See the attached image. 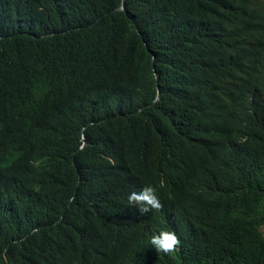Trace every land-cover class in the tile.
I'll return each instance as SVG.
<instances>
[{"label": "trees", "instance_id": "obj_1", "mask_svg": "<svg viewBox=\"0 0 264 264\" xmlns=\"http://www.w3.org/2000/svg\"><path fill=\"white\" fill-rule=\"evenodd\" d=\"M263 9L0 0V264H264Z\"/></svg>", "mask_w": 264, "mask_h": 264}, {"label": "clouds", "instance_id": "obj_2", "mask_svg": "<svg viewBox=\"0 0 264 264\" xmlns=\"http://www.w3.org/2000/svg\"><path fill=\"white\" fill-rule=\"evenodd\" d=\"M262 5L263 4H260L258 7H263ZM225 83L232 88L235 86V81L232 78L226 77ZM128 203L138 207L142 215L152 210L160 211L163 208V204L156 195L155 188L152 186H146L139 192L134 191L130 193L128 196ZM150 243L157 252L168 254L177 250L180 240L174 231L162 230L152 237ZM96 264H98V262H96Z\"/></svg>", "mask_w": 264, "mask_h": 264}, {"label": "bare ground", "instance_id": "obj_3", "mask_svg": "<svg viewBox=\"0 0 264 264\" xmlns=\"http://www.w3.org/2000/svg\"><path fill=\"white\" fill-rule=\"evenodd\" d=\"M55 3V2H54ZM65 8V7H64ZM14 11V10H13ZM61 11V10H60ZM16 12V11H15ZM72 12V11H71ZM18 13V12H17ZM20 16V15H19ZM24 16V15H23ZM22 16V17H23ZM18 20V19H17ZM8 22V21H7ZM30 22V21H29ZM3 24V23H2ZM4 25V24H3ZM23 25V24H22ZM9 26V25H8ZM7 26V27H8ZM10 28V27H9ZM4 29V28H3ZM16 29V28H15ZM35 29H36V27H35ZM9 31V30H8ZM22 31V30H21ZM24 31V30H23ZM5 32V31H4ZM10 32V31H9ZM18 32V31H17ZM17 34V33H16ZM22 34V33H21ZM18 39H20V38H18ZM17 39V40H18ZM23 39V38H22ZM19 41V40H18ZM21 41V40H20ZM6 49V48H5ZM42 60V59H41ZM53 64V63H52ZM51 64V65H52ZM51 71V70H50ZM6 83V82H5ZM90 84V83H89ZM105 88V87H104ZM89 89V88H88ZM67 90H69V89H67ZM54 91V90H53ZM65 93V92H64ZM112 94H113V92H112ZM87 95V94H86ZM107 95H108V93H107ZM82 96H84V95H82ZM111 96V95H110ZM8 97V96H7ZM78 97V96H77ZM98 97V96H97ZM81 98V97H80ZM2 99H3V97H2ZM9 99H11V98H9ZM83 99V98H82ZM81 99V100H82ZM98 99V98H97ZM1 100V99H0ZM17 100V99H16ZM89 100V99H88ZM3 101V100H2ZM1 102V101H0ZM3 103V102H2ZM76 103V102H75ZM80 106V105H79ZM78 107V106H77ZM82 107V106H81ZM96 107V106H95ZM10 125V124H9ZM58 126V125H57ZM53 127V126H52ZM52 131V130H51ZM6 133V132H5ZM2 137V136H1ZM4 137V136H3ZM53 138V137H52ZM49 140V139H48ZM28 142H29V140H28ZM45 143V142H44ZM49 144V143H48ZM55 144H56V142H55ZM23 146V145H22ZM54 146V145H53ZM32 148V147H31ZM66 148V147H65ZM63 152V151H62ZM31 153V152H30ZM34 162V161H33ZM33 167V166H32ZM29 168V167H28ZM31 169V168H30ZM15 171V170H14ZM42 172V171H41ZM26 173V172H25ZM39 174V173H38ZM27 177V176H26ZM24 179V178H23ZM12 182V181H11ZM12 187H14V185L12 186ZM5 188V187H4ZM26 188V187H25ZM14 189V188H13ZM22 189V188H21ZM24 190V189H23ZM13 192V191H12ZM18 194V193H17ZM10 195V194H9ZM19 197V196H18ZM4 198V197H3ZM2 202V201H1ZM14 206H16V205H14ZM11 212V211H10ZM178 224V223H177Z\"/></svg>", "mask_w": 264, "mask_h": 264}, {"label": "water", "instance_id": "obj_4", "mask_svg": "<svg viewBox=\"0 0 264 264\" xmlns=\"http://www.w3.org/2000/svg\"><path fill=\"white\" fill-rule=\"evenodd\" d=\"M124 10V3L122 2L121 8L118 9V11H123ZM152 63H154V58L152 59Z\"/></svg>", "mask_w": 264, "mask_h": 264}]
</instances>
